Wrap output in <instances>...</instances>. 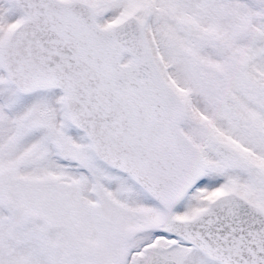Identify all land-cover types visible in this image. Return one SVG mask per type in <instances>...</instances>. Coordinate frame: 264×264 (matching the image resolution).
<instances>
[{"label":"snow or ice","instance_id":"snow-or-ice-1","mask_svg":"<svg viewBox=\"0 0 264 264\" xmlns=\"http://www.w3.org/2000/svg\"><path fill=\"white\" fill-rule=\"evenodd\" d=\"M0 264H264V0H0Z\"/></svg>","mask_w":264,"mask_h":264}]
</instances>
